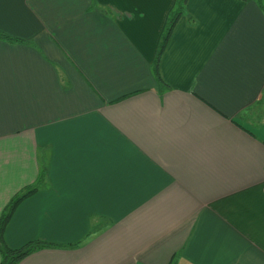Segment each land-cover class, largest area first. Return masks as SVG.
Wrapping results in <instances>:
<instances>
[{
    "label": "crops",
    "instance_id": "1",
    "mask_svg": "<svg viewBox=\"0 0 264 264\" xmlns=\"http://www.w3.org/2000/svg\"><path fill=\"white\" fill-rule=\"evenodd\" d=\"M176 4L0 0L5 240L65 245L18 264H264V12L188 0L162 86Z\"/></svg>",
    "mask_w": 264,
    "mask_h": 264
},
{
    "label": "trees",
    "instance_id": "2",
    "mask_svg": "<svg viewBox=\"0 0 264 264\" xmlns=\"http://www.w3.org/2000/svg\"><path fill=\"white\" fill-rule=\"evenodd\" d=\"M187 1L188 0H177L175 10L173 11V13L171 14L169 18V23L163 34L159 52L155 60V66H154L155 74L162 86H164L165 83L162 80L160 71H159L161 56L168 45V41L172 35L173 29L177 21L180 19L181 15L184 13ZM246 1H256L264 12V0H246ZM0 39H5L11 42H22V43L25 42L22 39L12 38L11 36L6 35L4 33H0ZM36 190L37 188L29 186L28 188H26L24 192H21L20 194L16 195L10 201V203L5 207L3 211V214L0 218V253L2 256L0 264H18L25 257H27L28 255L38 250H41L44 248H52L55 246H65L63 244H56V243L46 242V241H31L20 248H12L6 243L5 231L7 229L9 222L11 221L12 217L14 216L16 210L21 205V203L24 202L29 196H31Z\"/></svg>",
    "mask_w": 264,
    "mask_h": 264
}]
</instances>
